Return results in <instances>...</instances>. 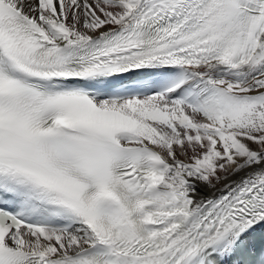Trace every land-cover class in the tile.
<instances>
[{
  "label": "snow or ice",
  "instance_id": "obj_1",
  "mask_svg": "<svg viewBox=\"0 0 264 264\" xmlns=\"http://www.w3.org/2000/svg\"><path fill=\"white\" fill-rule=\"evenodd\" d=\"M0 264H264V0H0Z\"/></svg>",
  "mask_w": 264,
  "mask_h": 264
}]
</instances>
